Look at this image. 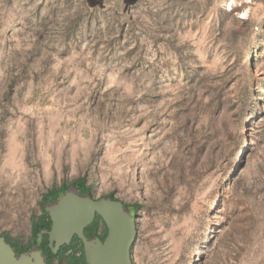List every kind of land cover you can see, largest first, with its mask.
I'll return each mask as SVG.
<instances>
[{
  "label": "rangeland",
  "instance_id": "rangeland-1",
  "mask_svg": "<svg viewBox=\"0 0 264 264\" xmlns=\"http://www.w3.org/2000/svg\"><path fill=\"white\" fill-rule=\"evenodd\" d=\"M236 91L234 178L189 149ZM62 183L140 205L135 264H264V0H0V236Z\"/></svg>",
  "mask_w": 264,
  "mask_h": 264
},
{
  "label": "water",
  "instance_id": "water-1",
  "mask_svg": "<svg viewBox=\"0 0 264 264\" xmlns=\"http://www.w3.org/2000/svg\"><path fill=\"white\" fill-rule=\"evenodd\" d=\"M51 220V228L45 230L49 246L58 253L77 236L82 244L86 264H135L132 246L137 234L135 210L122 201L111 197L93 198L82 196L68 189L55 202L45 207ZM99 215L107 227L104 239L88 238L86 228ZM42 233L37 236V245ZM17 256L14 248L0 236V264H46L40 251Z\"/></svg>",
  "mask_w": 264,
  "mask_h": 264
},
{
  "label": "trees",
  "instance_id": "trees-1",
  "mask_svg": "<svg viewBox=\"0 0 264 264\" xmlns=\"http://www.w3.org/2000/svg\"><path fill=\"white\" fill-rule=\"evenodd\" d=\"M227 96V97H226ZM226 96L219 95L217 99L214 101L217 102V107L223 109L224 103L231 102V106L228 110H225V114L223 116H219L216 119L215 125L210 124V122L206 126H201L200 129H213L211 140H207L199 147H190L189 151V158L194 159L195 161L198 159L199 156L203 154L204 158L209 161L211 164H214L218 161V159L223 158L224 154L227 151V148L232 147L231 157H230V164L228 165V169L232 172L235 171V162H236V150L237 144L242 136L241 129H242V112L243 106L245 102V97L239 92L236 91L235 96H231L230 94H226ZM233 111V113H231ZM185 129H188L185 127ZM193 148V149H192ZM194 150V151H193ZM206 150V151H205ZM238 176V171H235L234 178ZM234 180V179H233ZM75 186H78L82 191H89V188L86 185V180L84 177H80L73 181ZM69 187V183H62L60 186H53L43 197V203L49 201L51 199L56 198L59 193L65 192ZM111 198L116 199L111 196ZM132 207L135 210V214L138 212L140 208L139 204H133ZM100 222L103 223L104 229L106 230L107 234V227L105 223L102 221L101 217L97 215L89 225L86 230L85 234L88 238H93L95 236L104 239L105 235L99 234L100 229ZM51 226V220L49 214L43 209V213L38 217L36 220L33 221L32 230L36 234V238L34 242H29L23 244L19 241H16V244L19 248H26L29 245H33L37 242V236L40 232L41 228H49ZM5 237V236H3ZM5 239L10 242L12 239L5 237ZM47 244V242H46ZM50 259L51 262L49 264H53V258H59L61 264L65 262L68 264H86L85 254L83 249V244L81 240L75 236L72 239V242L67 245L66 247L62 248L58 254L52 253L49 249ZM69 251V252H68Z\"/></svg>",
  "mask_w": 264,
  "mask_h": 264
},
{
  "label": "flooded vegetation",
  "instance_id": "flooded-vegetation-1",
  "mask_svg": "<svg viewBox=\"0 0 264 264\" xmlns=\"http://www.w3.org/2000/svg\"><path fill=\"white\" fill-rule=\"evenodd\" d=\"M62 193H59V195L62 194ZM58 196L56 198H54V199L49 200V202H51V203L55 202L56 199L58 198ZM50 228H51V226L48 229H50ZM48 229L47 228H41V230H40L39 233H42V240H41V242L38 245H37V242H36L35 244L29 245L26 248H19L14 240H11L9 243L14 248L17 256L29 255L32 252V250H34V247L36 246L35 249L41 252V254L43 255V257L45 259L46 264H49L51 262L50 254H49V252H50L49 249L51 251H52V249L49 246L48 235H47V233H45V230H48ZM46 242H47V244H46ZM66 246L61 247L59 249L58 253L60 252V250L62 248L66 247ZM52 253H53V251H52ZM58 253H56V254H58Z\"/></svg>",
  "mask_w": 264,
  "mask_h": 264
},
{
  "label": "bare ground",
  "instance_id": "bare-ground-1",
  "mask_svg": "<svg viewBox=\"0 0 264 264\" xmlns=\"http://www.w3.org/2000/svg\"><path fill=\"white\" fill-rule=\"evenodd\" d=\"M232 5V2H230V6ZM242 151V150H241Z\"/></svg>",
  "mask_w": 264,
  "mask_h": 264
}]
</instances>
